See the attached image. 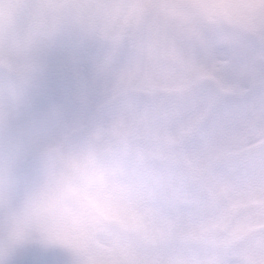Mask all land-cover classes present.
Returning a JSON list of instances; mask_svg holds the SVG:
<instances>
[{"label": "clouds", "instance_id": "obj_1", "mask_svg": "<svg viewBox=\"0 0 264 264\" xmlns=\"http://www.w3.org/2000/svg\"><path fill=\"white\" fill-rule=\"evenodd\" d=\"M168 10L199 52L177 38L118 63L104 40L123 32L113 0H0V264H220L190 234L144 229L132 171L192 175L209 163L224 170L225 158L228 184L216 190L224 247L240 264H264V78L236 83L264 68V0H168ZM209 63L224 72L204 76ZM69 136L81 137V192L62 211L86 238L71 247L55 243L63 230L18 226L27 191L16 175L61 170ZM131 141L124 161L93 166Z\"/></svg>", "mask_w": 264, "mask_h": 264}, {"label": "snow or ice", "instance_id": "obj_2", "mask_svg": "<svg viewBox=\"0 0 264 264\" xmlns=\"http://www.w3.org/2000/svg\"><path fill=\"white\" fill-rule=\"evenodd\" d=\"M113 6L119 8L124 20L123 32L122 35H106L104 40L116 53L118 63H124L141 51L146 43L159 51L173 47L177 38L185 48L199 52V43L195 36L189 35L182 25L168 23L167 18L171 14L168 0H113ZM223 72L224 69L217 63H209L202 70V74L209 78H218ZM254 78H264V68L255 77L250 74L238 76L236 83L252 82ZM258 87H264V82ZM222 91L230 92L226 80ZM224 100V96L219 97L216 103L221 104ZM229 114V110L222 113L225 117ZM146 117L150 121L164 122L163 117H157L151 112L146 113ZM64 144L66 152L62 156L61 170L50 171L43 179L37 166L23 172L17 171V183L26 185L27 191L18 226L27 227L33 236L37 233L63 230L64 235L55 243L71 247L86 241L85 237L76 234L68 226L62 211L64 201L80 196L81 188L74 183V176L82 154L81 137L69 136ZM135 146V141L127 142L110 158L94 159L93 166L102 169L122 162ZM54 151L61 153L59 148ZM22 158L23 153H20L15 159ZM223 163L224 170H218L216 163H209L192 175L168 173L145 177L142 169L134 168L132 174L140 181V186L135 191L144 208L138 222L148 232L163 231L177 236L190 234L197 238L200 251L217 253L220 264H240L239 255L233 249H226L220 236L224 217L219 211V193L216 190H224L228 184L226 158Z\"/></svg>", "mask_w": 264, "mask_h": 264}]
</instances>
